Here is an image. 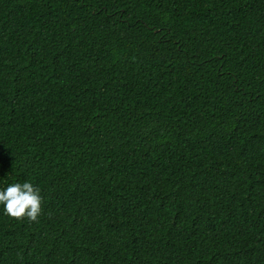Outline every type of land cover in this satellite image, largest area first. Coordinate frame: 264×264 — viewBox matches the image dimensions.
Masks as SVG:
<instances>
[{
    "label": "trees",
    "instance_id": "16d2710c",
    "mask_svg": "<svg viewBox=\"0 0 264 264\" xmlns=\"http://www.w3.org/2000/svg\"><path fill=\"white\" fill-rule=\"evenodd\" d=\"M0 264H264V0H0Z\"/></svg>",
    "mask_w": 264,
    "mask_h": 264
},
{
    "label": "clouds",
    "instance_id": "9594fccd",
    "mask_svg": "<svg viewBox=\"0 0 264 264\" xmlns=\"http://www.w3.org/2000/svg\"><path fill=\"white\" fill-rule=\"evenodd\" d=\"M41 204L40 189L31 182L11 183L0 190V205L11 218L36 222L42 212Z\"/></svg>",
    "mask_w": 264,
    "mask_h": 264
}]
</instances>
